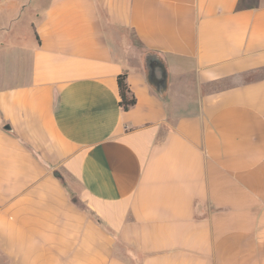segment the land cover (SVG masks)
Instances as JSON below:
<instances>
[{"label":"crops","instance_id":"obj_1","mask_svg":"<svg viewBox=\"0 0 264 264\" xmlns=\"http://www.w3.org/2000/svg\"><path fill=\"white\" fill-rule=\"evenodd\" d=\"M0 264H264V0H0Z\"/></svg>","mask_w":264,"mask_h":264},{"label":"trees","instance_id":"obj_2","mask_svg":"<svg viewBox=\"0 0 264 264\" xmlns=\"http://www.w3.org/2000/svg\"><path fill=\"white\" fill-rule=\"evenodd\" d=\"M118 92L120 96L119 105L123 110H128L136 102V99L130 91L126 82V72H122L116 77ZM6 128H10L8 124H5Z\"/></svg>","mask_w":264,"mask_h":264},{"label":"water","instance_id":"obj_3","mask_svg":"<svg viewBox=\"0 0 264 264\" xmlns=\"http://www.w3.org/2000/svg\"><path fill=\"white\" fill-rule=\"evenodd\" d=\"M155 73H156V75L159 76V77L162 75V68H161L160 65H158V67L155 69ZM54 174H55V175H58V176L60 175V173L57 172V171H55Z\"/></svg>","mask_w":264,"mask_h":264},{"label":"flooded vegetation","instance_id":"obj_4","mask_svg":"<svg viewBox=\"0 0 264 264\" xmlns=\"http://www.w3.org/2000/svg\"><path fill=\"white\" fill-rule=\"evenodd\" d=\"M147 61H148V63H149L152 67H154V64H155L156 62L158 63V61H156V58H154V57L149 58ZM157 67H158V65H157V66L155 65L154 70H155Z\"/></svg>","mask_w":264,"mask_h":264},{"label":"rangeland","instance_id":"obj_5","mask_svg":"<svg viewBox=\"0 0 264 264\" xmlns=\"http://www.w3.org/2000/svg\"><path fill=\"white\" fill-rule=\"evenodd\" d=\"M259 73H261V72H259ZM259 73H257L256 75H258ZM262 74V73H261Z\"/></svg>","mask_w":264,"mask_h":264}]
</instances>
